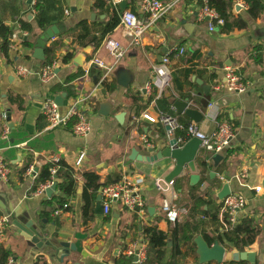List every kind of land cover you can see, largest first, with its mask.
Instances as JSON below:
<instances>
[{
	"label": "crops",
	"instance_id": "crops-1",
	"mask_svg": "<svg viewBox=\"0 0 264 264\" xmlns=\"http://www.w3.org/2000/svg\"><path fill=\"white\" fill-rule=\"evenodd\" d=\"M97 1L62 0L65 16L61 29L57 28L64 37L61 39L62 47L57 52L59 73L52 85L42 83L38 75L43 68L42 63L33 58L34 45L42 36L35 22L34 11L22 18L36 34V37L29 39L33 47L23 45L29 35L22 36L23 31L16 23L14 35L17 38L12 39L14 45L9 55L4 56L0 50V150L11 169L8 180H0V218L6 217L4 209L7 208L27 213L39 227V232L46 236L45 241L58 245L75 243L78 233L87 235L88 238L82 243L83 252H71L62 260V254L53 247L37 248L26 241L13 225L14 215L11 213L0 248L10 252L14 264H35L39 258L44 264H137L127 258L124 251L131 244L145 239L144 227L157 226L169 235L172 242L175 225L170 224L163 214L162 204L165 199L176 201L178 195L174 190L166 194L158 192L156 181L165 182L175 162L168 159L153 163L131 160L133 150L143 157L160 153L163 139L168 137L165 126L141 119L134 123L133 118L144 112L156 115L160 111L156 101L148 106L146 104L152 93L157 92L153 86V68L164 58H169L173 78L179 72H191L187 97L181 98L172 84L165 93L166 97L171 96L169 99L175 115L179 116L173 109V103L188 100L190 109L204 115V120L197 125L203 133L214 132L220 123H228L235 129L231 147L222 156L225 158L229 150L240 148V152L227 160V168L222 175L214 169L209 173L202 192H212V212L222 203L218 195L226 184L230 185L232 194L244 198L246 206L238 212L236 221L252 219L259 234L254 245L243 252L254 254L255 264H264V14L253 20L248 15L245 1L236 0L231 15L234 19L240 18L247 27L231 32L224 30V27H216L210 31V22L199 18V10L208 0H161L169 12L145 34L139 48L131 46L130 34L121 23L99 47L94 44L79 47L70 34L79 23L106 24L112 20L114 13L120 19L123 14L119 8L105 12L96 7ZM141 1L128 0L127 10L145 18L140 14ZM27 2H20L24 11L35 4L34 1L32 5ZM109 39L119 41L127 50L125 58L117 67L104 46ZM54 41L49 42L47 47ZM181 48L185 49L183 55L172 53V50ZM69 52L74 53V58L67 64L62 63L61 59ZM95 58L103 60L108 66H114L113 71L106 75L104 70L92 66L91 62ZM17 67L26 68L32 74L20 76ZM228 70L246 84L244 93L214 89L226 82ZM80 71L84 73L82 77L70 85L64 84L70 75ZM124 72L130 82L128 88L118 84V76ZM105 83L112 84L113 89H107ZM58 84L65 85L63 93L67 94L61 107L62 113H66L73 99L84 100L82 109L92 126L87 137H76L69 127L48 128L43 105L48 98L56 99L63 94L52 92V88ZM204 86L210 88L208 94ZM16 96L22 98L23 110L11 102L12 97ZM102 104H110L111 111L107 117L100 114ZM210 104L214 107H210ZM137 107L140 108L139 114L136 113ZM121 114H125V118L119 122L117 117ZM219 116L222 118L220 122ZM5 125L9 127L6 139L3 138ZM149 150H153V154ZM82 153L86 154V159L77 167V160ZM55 160L70 167L78 183L76 194L63 206L58 201L63 197L58 186L60 180L55 182L57 188L51 198L46 196L45 190L39 192L45 185L34 190L38 176L46 166L52 168ZM28 165L29 169H33L31 174L28 173L29 169L25 172ZM212 172L216 173L214 179L210 178ZM85 173L97 174L101 184L121 178L119 182L138 185L146 209L144 215L139 217L126 211L120 203H114L108 216L95 215L93 212L92 218L86 220L83 213ZM192 174L186 168L182 176L190 178ZM196 174L200 175L198 170ZM220 177L224 180L221 181ZM215 179L220 187H213ZM257 188H261V191L257 192ZM65 205L69 207L64 209ZM58 210L61 213L56 216ZM171 247L168 246L163 264H169L171 260ZM224 247L227 253L240 252L228 243ZM196 256L197 262L191 256L182 264H200L197 251ZM242 262L251 264L249 261H225L223 264Z\"/></svg>",
	"mask_w": 264,
	"mask_h": 264
},
{
	"label": "trees",
	"instance_id": "trees-1",
	"mask_svg": "<svg viewBox=\"0 0 264 264\" xmlns=\"http://www.w3.org/2000/svg\"><path fill=\"white\" fill-rule=\"evenodd\" d=\"M35 2L33 7L24 11L22 9L21 0H2L0 1V50L4 56H8L14 43L12 37L15 32V24L18 23L23 32L29 34L28 40L23 43L27 48H32L33 43L29 41L31 37H36L33 33L32 26L24 21L22 18L33 13L36 25L40 34H45L50 28L56 26L59 29L62 27L64 20V10L62 0H32ZM236 0H208L211 8L215 9L220 16L225 20L224 30L231 32L235 29L246 28L247 25L240 18L234 19L231 15L232 5ZM248 6V15L257 20L264 14V2L262 0H243ZM32 5V4H31ZM96 7L103 9L105 12H110L111 5L108 0H98ZM7 23H11L8 25ZM120 25V17L114 13L113 18L106 24L81 22L70 34L71 37L79 47H85L87 44H94L99 47L103 40L108 37ZM69 34V32H68ZM60 35V34H59ZM64 34L60 35L56 41L51 43L45 50V61L42 62V67L52 65L58 62L57 52L62 47L61 39ZM74 58V53L69 52L64 56L62 63H69ZM84 75L83 72L70 75L65 85H70L73 81ZM191 72H179L172 80V85L180 94L181 98L187 97V88L191 86L190 82ZM65 85H55L52 88L54 94H61L64 91ZM107 89H113V85L109 83L104 84ZM170 89V88H169ZM167 92V91H166ZM165 92V93H166ZM165 93L161 98H157V92H153L147 106L156 101L157 107L166 116L176 118L179 125L187 127L191 122L184 116H176L172 110V103L170 97H166ZM135 97V96H133ZM132 97V98H133ZM156 98L158 100H156ZM137 102V100H135ZM11 102L16 105L19 110H23L24 104L22 98L19 96L12 97ZM146 107V106H145ZM143 107L142 109H144ZM136 113H140V108L137 107ZM221 116L218 121H221ZM233 131L235 130L232 127ZM235 133V132H234ZM176 137L185 142H189L185 132L177 131ZM240 148L236 150H229L223 161L214 167L210 162V155L205 150H200L196 160V169L199 171L201 181L196 186H190V178L188 176H181L174 181L173 189L178 195V199L174 205L181 209L186 210L187 214L181 217L180 221L175 225L172 238V256L169 264H182L189 257L193 256L197 262L196 251L197 247L194 240L197 237H202L210 246L219 242L221 245L231 244L238 251H245L251 248L259 234V229L255 226L254 221L249 218H244L236 221V224H231L228 215L220 217L222 203L216 208L215 212L210 210V206L214 203L212 192H202L203 183L208 179L209 173L214 169L219 175H222L227 168V160L235 153L240 152ZM61 167L57 179L60 180L58 186L63 197L59 198V204L64 205L68 200L76 194L78 183L74 177V171L59 162ZM30 165L26 168L25 172L29 169ZM50 165L46 166L36 180L34 190L42 185H46L51 181ZM56 179V181H57ZM84 208L83 213L86 220L92 218L94 212L96 198L102 186H108L121 181V178H115L114 181L108 180L105 184L100 183V177L95 173L84 174ZM213 187H220L218 180L213 181ZM207 208V209H205ZM1 216V215H0ZM144 240L148 242L149 252L148 259L145 264H163L166 253L168 250L169 235L160 231L157 226H149L143 228ZM11 258L10 252L0 248V264H8ZM35 264H44L39 258ZM121 264V263H120ZM245 264V263H238Z\"/></svg>",
	"mask_w": 264,
	"mask_h": 264
},
{
	"label": "built area",
	"instance_id": "built-area-1",
	"mask_svg": "<svg viewBox=\"0 0 264 264\" xmlns=\"http://www.w3.org/2000/svg\"><path fill=\"white\" fill-rule=\"evenodd\" d=\"M128 0H108V4L112 8L118 9L119 5L122 3H127ZM33 2V1H32ZM169 12V8L163 4L161 0H142L140 3V14L144 17H140L138 14L126 10L120 19L121 25L129 32L131 38V46L134 48H139L142 45L143 38L157 22L163 19ZM200 20H208L210 31H214L216 27H224L225 20L220 16V14L213 8L209 6L208 3L204 4L199 10ZM29 34L22 32V36L27 37ZM17 36L13 35L12 39H16ZM56 37L52 40L54 41ZM51 41V42H52ZM105 49L109 53L110 57L114 61V66H118L120 62L125 58L127 50L125 47L114 39H109L104 43ZM172 53H178L183 55L185 49H175ZM92 66H96L105 71L106 75H109L114 66H108L103 60L95 58L91 62ZM57 62L52 65L45 66L39 72V77L42 83L46 85H52L57 79ZM17 73L20 76L27 77L32 73L22 67H17ZM154 81L153 86L156 88L158 93V98H161L163 94L171 87L173 75L169 58H164L162 62L155 65L153 68ZM218 90H227L231 93H244L247 89L246 84L240 79L239 76L234 74L233 71L228 70L226 77V82L224 84H219L214 88ZM82 99H73L68 106L66 113L61 112V107H59L54 98H48L43 105V114L48 123L49 129H54L58 127H69L72 134L76 137L84 138L87 137L92 130L91 122L88 119L86 113L82 109ZM87 101V100H86ZM85 101V102H86ZM210 107H214L212 104ZM144 120L152 124H161L165 128H169L167 135L170 137H176L177 131L185 132L188 140L194 138L199 139L202 142L201 149L205 150L210 155V162L213 163V159L218 155H223L226 150L231 147L232 140L234 139V131L228 123H220L217 129L210 133H203L196 124L191 123L187 127L179 125L176 118L166 116L162 111H159L156 115H150L148 112L142 113L139 117L135 116L133 118L134 123H138L139 120ZM9 135V127L4 126L3 138L6 139ZM178 139V138H177ZM148 143L147 141H145ZM187 142L182 139H178V145L182 148ZM86 159V154L82 153L77 160V167H80L84 160ZM59 161H53L51 173V181L47 185L41 187L39 192L50 188L55 182L57 174L60 170ZM29 174L33 173V169L30 168ZM11 169L7 162L5 161L4 154L0 150V180L7 181L10 177ZM223 181L224 178L220 177ZM172 183H167L166 181L158 180L156 181V189L158 192L166 194L173 189ZM257 192L261 191V188L256 189ZM102 204L104 208V215L108 216L111 213V207L114 203H120L123 208L137 216H142L145 213V205L142 195L139 191L138 185H132L125 182H118L108 186H105L102 190ZM175 201H169L165 199L162 204V212L166 216L170 224L176 225L181 217L187 213L186 210H181L174 205ZM221 215H228L231 224H236V216L240 210H243L246 206L244 198L240 195L231 194L222 202ZM69 206L65 205L64 209ZM61 210H58L55 215L58 216ZM10 218L8 216L0 218V242L4 237L5 227L9 224ZM149 245L146 240L137 241L131 244L124 251V255L131 259H137V264H145L148 259ZM8 264H14L12 258L9 259Z\"/></svg>",
	"mask_w": 264,
	"mask_h": 264
},
{
	"label": "water",
	"instance_id": "water-1",
	"mask_svg": "<svg viewBox=\"0 0 264 264\" xmlns=\"http://www.w3.org/2000/svg\"><path fill=\"white\" fill-rule=\"evenodd\" d=\"M2 1V0H0ZM28 5L32 4V0H28ZM128 8L127 3H122L119 5V9L121 13H124ZM238 8V7H237ZM32 19V17H30ZM59 35V30L56 26L50 28L45 34L40 36L37 39L34 45L33 58L38 60L39 62L45 61V50L47 48V44L51 42L55 37ZM59 73V70H56V74ZM118 84L123 88H128L130 82L128 81L127 73H122L118 76ZM206 94L209 93L210 88L205 87ZM67 98V94L63 93L62 95L56 97L55 102L59 107L64 106V102ZM110 104H102L100 109V114L102 116H109L110 114ZM173 109L176 111L179 116H186L189 118L194 124L199 125L204 120V115L194 109H190V104L188 100L180 101L177 100L173 103ZM125 114H121L117 117L119 122L124 120ZM169 128H166V131L169 132ZM168 136V135H167ZM202 142L199 139H192L187 142L182 148L178 145L177 137H166L163 139L162 150L160 153L154 155L153 150H149L153 155L151 156H140L136 150L132 151V161L139 162H148L153 163L160 160L168 159L175 162V167L173 171L167 176L166 182L172 183L177 178L182 176L184 169L188 168L193 174L190 177V186H196L201 181V176L196 174V165L195 160L201 150ZM227 151V150H226ZM224 157L222 155H218L213 159L214 167H218V165L223 161ZM216 177V173L212 172L210 174V178L214 179ZM57 188V183H54L50 188L45 190V194L48 198H51L55 193ZM232 194L230 185L226 184L220 194L218 195V200L223 202L227 197ZM4 213L6 216H9V213L14 215L13 225L20 231L21 235L26 239V241L31 242L37 248L42 249L46 247H53L58 250L62 254V260H64L71 252L81 254L83 252V241H85L88 236L78 233L75 235L76 242L75 243H61L56 244L54 242H46L44 234L39 232V227L35 224V222L31 219V217L26 213H22L19 210H12L10 208L4 209ZM95 215L102 216L104 214V208L102 204V193L98 194L96 198V207L94 210ZM10 214V215H11ZM195 244L197 246V255L199 256L200 264H223L225 261L229 262H239V261H249L251 264H255V255L252 253H227L226 249L219 242H216L214 245L210 246L206 243V241L202 237H198L195 239ZM169 247L172 246L171 240L168 243ZM137 262V259L134 260Z\"/></svg>",
	"mask_w": 264,
	"mask_h": 264
}]
</instances>
